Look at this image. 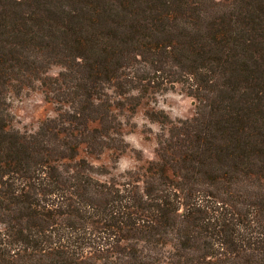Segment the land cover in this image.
<instances>
[{"label": "trees", "instance_id": "16d2710c", "mask_svg": "<svg viewBox=\"0 0 264 264\" xmlns=\"http://www.w3.org/2000/svg\"><path fill=\"white\" fill-rule=\"evenodd\" d=\"M36 84L56 116L11 130ZM176 88L156 160L96 178ZM0 264H264V0H0Z\"/></svg>", "mask_w": 264, "mask_h": 264}, {"label": "rangeland", "instance_id": "374dc122", "mask_svg": "<svg viewBox=\"0 0 264 264\" xmlns=\"http://www.w3.org/2000/svg\"><path fill=\"white\" fill-rule=\"evenodd\" d=\"M60 71L59 67H53L47 75L56 77ZM7 104L9 128L23 134L36 132L42 122L57 114V106L46 101L39 84L32 89L25 88L10 94ZM152 109L163 111L172 121H185L194 117L195 102L176 88L156 96L154 102L141 106L134 115L125 114L122 119L125 153L118 156L113 151H105L100 155L80 152V158L86 159L95 168L94 171L107 173L105 176L96 175V178L102 181L117 178L126 172H137L156 160V137L160 127L146 118V112Z\"/></svg>", "mask_w": 264, "mask_h": 264}]
</instances>
